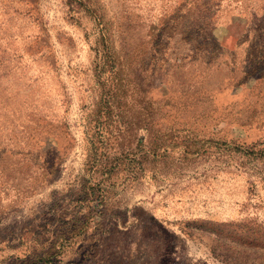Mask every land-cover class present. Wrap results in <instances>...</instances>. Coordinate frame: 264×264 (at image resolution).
I'll use <instances>...</instances> for the list:
<instances>
[{
	"label": "rangeland",
	"instance_id": "374dc122",
	"mask_svg": "<svg viewBox=\"0 0 264 264\" xmlns=\"http://www.w3.org/2000/svg\"><path fill=\"white\" fill-rule=\"evenodd\" d=\"M0 264H264V0H0Z\"/></svg>",
	"mask_w": 264,
	"mask_h": 264
}]
</instances>
